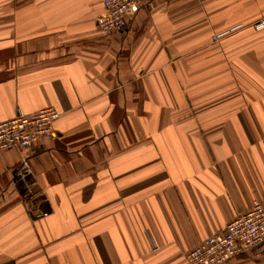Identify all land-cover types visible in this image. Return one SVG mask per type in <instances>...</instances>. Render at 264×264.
Listing matches in <instances>:
<instances>
[{
	"label": "crops",
	"instance_id": "1",
	"mask_svg": "<svg viewBox=\"0 0 264 264\" xmlns=\"http://www.w3.org/2000/svg\"><path fill=\"white\" fill-rule=\"evenodd\" d=\"M103 11L0 0V121L60 112L0 152V264H188L264 204V0H148L114 33Z\"/></svg>",
	"mask_w": 264,
	"mask_h": 264
},
{
	"label": "built area",
	"instance_id": "2",
	"mask_svg": "<svg viewBox=\"0 0 264 264\" xmlns=\"http://www.w3.org/2000/svg\"><path fill=\"white\" fill-rule=\"evenodd\" d=\"M148 0H104V11L97 25L107 33L120 32L128 27L129 20L146 5ZM256 29H264V18L254 23ZM219 35L215 36V39ZM60 112L47 106L33 113L23 110L0 121V152L25 150L42 138H56L54 127ZM264 244V204L254 200L251 208L229 221L225 228L191 248L188 264H228L236 255L260 248Z\"/></svg>",
	"mask_w": 264,
	"mask_h": 264
}]
</instances>
